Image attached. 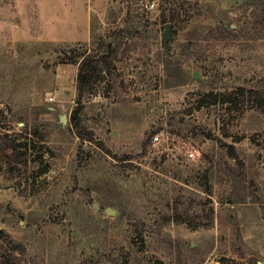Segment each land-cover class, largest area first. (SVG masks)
Here are the masks:
<instances>
[{
  "label": "rangeland",
  "instance_id": "1",
  "mask_svg": "<svg viewBox=\"0 0 264 264\" xmlns=\"http://www.w3.org/2000/svg\"><path fill=\"white\" fill-rule=\"evenodd\" d=\"M261 3L0 0V126L21 142L19 161L0 154V243L21 242L24 264H264V98L202 102L241 85L264 96ZM66 40L92 54L121 42L113 87L80 113L85 138L69 126L78 64L60 62ZM227 163L247 181L234 203L215 173Z\"/></svg>",
  "mask_w": 264,
  "mask_h": 264
},
{
  "label": "trees",
  "instance_id": "2",
  "mask_svg": "<svg viewBox=\"0 0 264 264\" xmlns=\"http://www.w3.org/2000/svg\"><path fill=\"white\" fill-rule=\"evenodd\" d=\"M261 7H264V0H262V3L260 5ZM131 10L129 9L128 12ZM130 15V13H129ZM164 18H167L164 15ZM171 19L172 16L170 17ZM129 20V19H128ZM165 19L164 21H166ZM49 43H55L52 41H49ZM59 44H64L62 48H60V52L63 55V58H61L62 63L68 62L73 64H78V72L76 76V90H77V96H76V103L77 108L73 111V115L70 120V128L75 129L77 131V134L84 137V134L82 132V121L80 117V113L84 110L86 107L87 102L92 98V96L95 94V92L98 91L100 87H106L112 88V82L109 76H111L116 68L115 61L118 58L120 48H121V42L117 43L115 40L114 42L104 41L102 43V46H100L99 53L98 54H92L91 51L89 52L88 46L89 42L84 41H61ZM65 45H69L68 47H65ZM73 45V46H72ZM82 49V51H78L75 46H77ZM70 50L72 53H70ZM107 88V89H108ZM257 97L256 100H254L253 104H250L251 106H257L260 107L263 104V98L262 92L260 90L254 89V88H248L244 85L238 86L234 89H227L225 91L218 90L216 92L210 91L203 95L202 102H209V103H217V102H226L230 105L237 104L239 97ZM248 102V99H247ZM257 102V103H256ZM243 105H245L243 103ZM27 111V110H26ZM24 112L20 117L19 121L23 122L25 126L28 125V123L31 120V115L29 112ZM0 114L2 115L3 112L0 110ZM0 121L2 119L0 118ZM37 123H33V131L37 133ZM2 128L0 126V154L3 156H12V159L15 161H19V148L21 146V142L17 141L15 138H11L10 134L7 132H3ZM157 133V131L153 132H147V136L144 139L143 143L146 147L151 142L153 136ZM227 149L230 153V156L234 159H237V152L233 145H227ZM123 160H126L128 158H122ZM221 179H223L227 185H229L230 189L228 192V200L229 202H236L239 199L243 198L242 191L245 190L246 177L243 176V174L239 173L237 168L235 166L230 165L227 163L222 168H219L218 170H215ZM207 180H209L212 175V173L207 172ZM250 187V186H249ZM208 193L212 194L211 188L206 190ZM245 195V194H244ZM6 234L4 230H0V235ZM8 235V234H7ZM9 236V235H8ZM242 239L239 237V241L237 244H241ZM1 249H5L7 252L8 257L6 258L5 264H24L22 259V245L21 242H18L14 240L11 236L9 239H7L4 244H1ZM238 262L234 260H228L223 259L220 261V264H237ZM156 264H165L164 261L159 260ZM243 264V263H242Z\"/></svg>",
  "mask_w": 264,
  "mask_h": 264
},
{
  "label": "water",
  "instance_id": "3",
  "mask_svg": "<svg viewBox=\"0 0 264 264\" xmlns=\"http://www.w3.org/2000/svg\"><path fill=\"white\" fill-rule=\"evenodd\" d=\"M171 23L170 22H166L165 24H164V32H163V35H162V38H163V42H164V44L166 45V46H168V40L170 39V38H172V34H171ZM66 119H67V117L66 116H64L63 117V121L64 122H66ZM259 157L261 158V155H259ZM114 210L111 208V207H109V208H107V212L108 213H112Z\"/></svg>",
  "mask_w": 264,
  "mask_h": 264
},
{
  "label": "crops",
  "instance_id": "4",
  "mask_svg": "<svg viewBox=\"0 0 264 264\" xmlns=\"http://www.w3.org/2000/svg\"><path fill=\"white\" fill-rule=\"evenodd\" d=\"M36 1V0H35ZM84 22H83V24H81V27H82V29H83V32H87V34H89V32H90V28H91V25H90V18H89V16L88 15H86L85 16V19L83 20ZM89 36V35H88ZM65 37L64 36H58V35H51L50 37H49V39L50 40H52V41H54V40H56V39H64ZM70 38H72V39H80L79 37H69V39ZM84 39L86 38V36L85 37H83Z\"/></svg>",
  "mask_w": 264,
  "mask_h": 264
},
{
  "label": "built area",
  "instance_id": "5",
  "mask_svg": "<svg viewBox=\"0 0 264 264\" xmlns=\"http://www.w3.org/2000/svg\"><path fill=\"white\" fill-rule=\"evenodd\" d=\"M49 101H55V97L54 96H50V97H48L47 98ZM160 134L159 133H156L155 135H154V137H153V144H155L157 141H159L160 140ZM189 155L190 156H194V152L193 151H191L190 153H189Z\"/></svg>",
  "mask_w": 264,
  "mask_h": 264
}]
</instances>
